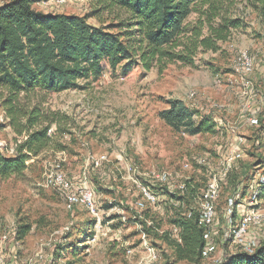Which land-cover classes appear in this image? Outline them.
<instances>
[{"label":"rangeland","instance_id":"rangeland-1","mask_svg":"<svg viewBox=\"0 0 264 264\" xmlns=\"http://www.w3.org/2000/svg\"><path fill=\"white\" fill-rule=\"evenodd\" d=\"M223 2L226 13L239 17L242 26L232 29L226 41H219L217 51L198 48L192 64L175 61L160 68L154 62L146 69L138 61H123L115 69L105 65L95 81L80 80L83 88L23 99L28 106L41 102L43 109L65 118L49 147L28 161L24 178L0 180L4 264H220L247 252L225 233L238 224V213L254 205L251 195L264 171V16L259 1ZM33 7L44 13L90 15L93 5L90 0H48ZM103 15L112 16L109 11ZM197 16L188 17L190 26ZM87 21L100 24L94 16ZM242 52L252 60L247 74L234 71ZM169 98L182 99L210 115L215 132L192 136L174 132L158 117ZM252 117L258 119L257 125L247 121ZM7 121L0 108V148L11 154L18 137ZM234 148L242 154L220 182L211 228L215 251L198 263L176 260L163 239L143 232L141 221L144 218L146 227L155 228L159 235L170 231L176 237L177 229L169 220L175 206L170 196L178 194L177 185L192 178L195 197L184 201L194 204L200 189L225 166V156ZM56 170L69 179L76 195L91 194L95 215L80 199L68 203L49 182ZM150 171H166L169 178L155 180ZM143 186L157 201L143 199ZM236 192L239 206L227 215L228 199ZM254 207L264 222V200ZM23 223L31 228L18 239ZM245 240L252 253L264 243V229L251 226Z\"/></svg>","mask_w":264,"mask_h":264},{"label":"trees","instance_id":"trees-1","mask_svg":"<svg viewBox=\"0 0 264 264\" xmlns=\"http://www.w3.org/2000/svg\"><path fill=\"white\" fill-rule=\"evenodd\" d=\"M43 1L48 0L0 4V108L18 137L11 154L0 149V180L24 178L28 161L48 148L62 130L59 124L64 115L43 109L41 102L28 106L23 99L36 93L83 88L80 80L95 81L105 65L115 69L123 61H138L146 69L154 62L160 68L175 61L192 64L198 48L215 52L219 41H226L232 29L242 26L239 17L226 13L223 0H90V15L34 9L35 3ZM256 1L264 16V0ZM104 11L112 16L104 17ZM192 13L198 16L190 26L187 19ZM89 16L100 24L88 23ZM166 103L158 117L174 132L190 136L215 132L216 122L210 115L179 98H169ZM52 127L55 130L49 134ZM193 182L187 179L183 192L171 197L177 205L169 223L177 228V237L170 231L159 235L155 228L146 227L144 218L141 227L144 233L163 239L176 260L198 263L203 258V232L195 210L189 217L185 215L192 205L184 201L195 197ZM255 192L258 200H264V180L258 181ZM30 228L29 223L20 225L17 238L22 239ZM220 264H264V243L252 253L238 252Z\"/></svg>","mask_w":264,"mask_h":264},{"label":"built area","instance_id":"built-area-1","mask_svg":"<svg viewBox=\"0 0 264 264\" xmlns=\"http://www.w3.org/2000/svg\"><path fill=\"white\" fill-rule=\"evenodd\" d=\"M252 70V60L245 52H242L238 57L237 63L235 65L234 71L239 73H250ZM251 125H257L258 119L255 117L248 118L247 120ZM53 132V127L49 129L48 133ZM2 146V145H0ZM2 149V148H0ZM241 151L239 149H231L228 154L225 156V166L219 171L211 174L207 182L204 184L203 188L200 189L198 198L194 204H192L191 208L185 212L186 216H190L195 210L198 215V224L202 228L203 232V239H204V246L202 250V257H208L211 253L215 251L216 245L212 240L211 228L214 225V221L216 219V200L218 198V194L220 191V182L227 178L228 172L231 168V165L240 159ZM150 175L155 180L159 181H166L168 180L169 174L166 171H150ZM49 182L55 186V188L60 191V193L64 196L66 201L70 204H74L79 201L87 205L89 211L96 214V209L92 203L91 194L85 191H82L80 194L76 195L74 191H72V184L70 183L69 179L64 175L61 170H56L52 173L49 177ZM180 182L177 185V192H183L185 189V182L187 179ZM264 180V176L259 178V182ZM250 190V189H249ZM173 193L172 195H175ZM172 195L170 197H172ZM142 196L145 201L148 203H154L157 201L156 195L149 189L147 186L142 187ZM240 197V193L236 192L234 196L228 199V207L227 211L230 215L232 210L239 206L238 199ZM171 201L173 199L171 198ZM250 204H257L258 199L256 192L253 191L251 195ZM176 206V201L174 202ZM254 205H250L251 207L248 208L244 213H238L237 215H241L239 218L238 224L233 227L231 230L225 233L226 238H232L233 241L242 246L248 253L251 252V247L249 242L245 240L246 235L249 232L251 226L258 227L260 229H264V222L262 214L254 207ZM232 215V214H231ZM177 229V228H175ZM178 232V230H177ZM177 237V236H176ZM156 253L152 249L151 260H155ZM0 264H4V257L0 253Z\"/></svg>","mask_w":264,"mask_h":264},{"label":"crops","instance_id":"crops-1","mask_svg":"<svg viewBox=\"0 0 264 264\" xmlns=\"http://www.w3.org/2000/svg\"><path fill=\"white\" fill-rule=\"evenodd\" d=\"M237 144V143H236Z\"/></svg>","mask_w":264,"mask_h":264}]
</instances>
